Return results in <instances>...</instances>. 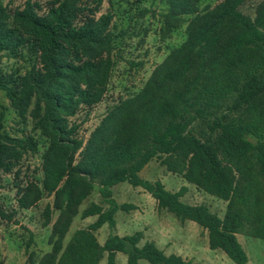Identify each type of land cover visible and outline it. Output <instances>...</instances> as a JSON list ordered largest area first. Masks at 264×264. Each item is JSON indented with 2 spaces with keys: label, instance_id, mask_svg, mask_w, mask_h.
Instances as JSON below:
<instances>
[{
  "label": "trees",
  "instance_id": "1",
  "mask_svg": "<svg viewBox=\"0 0 264 264\" xmlns=\"http://www.w3.org/2000/svg\"><path fill=\"white\" fill-rule=\"evenodd\" d=\"M81 1L52 0L45 10L28 1L11 12L0 2V53L17 57L27 49L36 62L22 76L0 74V92L50 139L41 187L30 183L17 199L28 210L46 192L60 214L52 238L58 239L39 264H99L105 253L107 264H116L117 253L127 256V264H192L154 243L140 247L141 233L111 234L98 243L93 232L104 225L114 230L116 213L134 209L114 200L112 189L121 183L144 189L159 207L205 229L212 249L248 264L236 235L264 239V0L253 16L241 10L249 0H219L204 11L202 0H168L172 19L189 17L186 42L138 97L111 108L85 143L73 119L89 114L107 93L112 15L78 24ZM5 139L0 135V170L9 173L17 152ZM154 159L228 202L225 217L184 204L182 193L161 182L143 180L140 172ZM96 181L108 209L92 205L85 216H97L96 222L77 231L61 253ZM0 219L17 224L1 209Z\"/></svg>",
  "mask_w": 264,
  "mask_h": 264
},
{
  "label": "rangeland",
  "instance_id": "2",
  "mask_svg": "<svg viewBox=\"0 0 264 264\" xmlns=\"http://www.w3.org/2000/svg\"><path fill=\"white\" fill-rule=\"evenodd\" d=\"M28 1L40 4L45 10L52 0H0L10 12L23 8ZM261 1L249 0L242 6V12L253 16ZM219 2L202 0L199 8L204 11ZM79 6L78 24L92 18L99 20L107 13L112 15L108 27V33L112 35V48L105 55L111 64L107 93L89 114L82 112L73 119L80 124L78 135L85 143L111 108L121 101L138 97L157 69L184 45L189 17L172 19L168 0H82ZM35 63L34 56L27 49H23L17 57L0 53V74L22 76ZM35 123L30 115L22 118L11 108L5 93L0 92V135L17 152L12 171L7 173L0 170V209L13 213L17 223L0 219L1 264H39L45 255L52 252L54 242L58 239H52L54 226L60 219L59 212L53 209V195L43 192L41 199L28 210L20 209L17 204L21 190L30 183L41 187L44 178L43 163L50 139ZM162 161L152 160L139 176L152 183L161 182L171 193H182L180 200L184 204L203 205L221 219L225 217L228 202L189 182L184 173L171 171ZM112 191L118 205H132L134 209L116 213L114 230L104 225L93 232L101 246L111 234L126 237L141 233L140 247L154 243L167 256H180L192 264H235L222 250L210 247L205 229L159 207L158 202L144 189L121 183ZM92 205L108 209V204L103 202L100 195L98 181L94 183L91 194L78 207L63 237L61 253L77 231L87 230L96 222L97 216H85ZM236 236L247 254L248 264H264V239L246 233ZM31 238V246L27 249ZM107 258L108 254L105 253L99 264H107ZM115 261L116 264H127V256L117 253ZM139 264L150 263L140 260Z\"/></svg>",
  "mask_w": 264,
  "mask_h": 264
}]
</instances>
